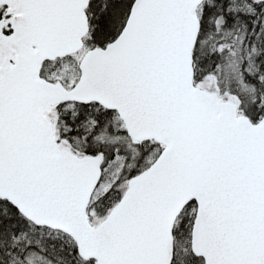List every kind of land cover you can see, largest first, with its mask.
<instances>
[{
	"label": "snow or ice",
	"instance_id": "1",
	"mask_svg": "<svg viewBox=\"0 0 264 264\" xmlns=\"http://www.w3.org/2000/svg\"><path fill=\"white\" fill-rule=\"evenodd\" d=\"M0 264H264V0H0Z\"/></svg>",
	"mask_w": 264,
	"mask_h": 264
}]
</instances>
